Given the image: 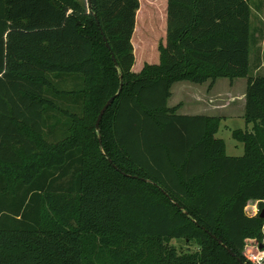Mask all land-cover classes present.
<instances>
[{
	"label": "trees",
	"instance_id": "trees-1",
	"mask_svg": "<svg viewBox=\"0 0 264 264\" xmlns=\"http://www.w3.org/2000/svg\"><path fill=\"white\" fill-rule=\"evenodd\" d=\"M251 2L168 0L160 63L135 73L140 0H0V264H251L264 224ZM220 79H247L242 157L216 137L222 119L168 106L175 83Z\"/></svg>",
	"mask_w": 264,
	"mask_h": 264
},
{
	"label": "rangeland",
	"instance_id": "rangeland-1",
	"mask_svg": "<svg viewBox=\"0 0 264 264\" xmlns=\"http://www.w3.org/2000/svg\"><path fill=\"white\" fill-rule=\"evenodd\" d=\"M87 3V0H78ZM140 11L137 14V23L135 34L133 37V45L136 54L135 73L143 70L145 64H159L161 44L166 45L167 38V0H140ZM252 31L256 37H262L260 45V57L263 59V67L256 69V55L254 52L255 43H251V70L250 77L264 76V0H252ZM260 5V9L257 6ZM258 39V38H257ZM133 71V72H134ZM258 73V74H257ZM216 84V117H226L222 119L219 133L216 135L218 139L223 140L227 146L229 156H241L244 154V146L238 143L232 135L233 131L246 130V123L243 119L238 118L241 114V105L244 98V93L247 88V79H237L230 81L229 79H221ZM181 83H178V85ZM231 84V85H230ZM177 93V91H176ZM231 93V97L227 94ZM179 99V98H178ZM177 97L175 101L177 102ZM173 100V99H172ZM172 100L169 102V107L172 106ZM220 118V119H221ZM229 127V129H227ZM59 136V132L56 133ZM54 140V139H53ZM241 147L239 153L233 152L234 146ZM248 215H257L259 212L258 202H249L246 209ZM264 211L262 212V214ZM262 219V218H261ZM264 220V219H263ZM172 246L175 247L179 253L198 252L200 247L196 244L188 245L185 241H172Z\"/></svg>",
	"mask_w": 264,
	"mask_h": 264
},
{
	"label": "crops",
	"instance_id": "crops-1",
	"mask_svg": "<svg viewBox=\"0 0 264 264\" xmlns=\"http://www.w3.org/2000/svg\"><path fill=\"white\" fill-rule=\"evenodd\" d=\"M261 40H262V37L259 36L258 39L254 41V43H255L254 44L255 45L254 52L256 55L255 68L258 70L263 67V59H262V57H260V52H261L260 47H259L260 45H258L262 42ZM161 45H163V44H161ZM163 46H165V44ZM250 56H251V53H250ZM135 59H137L136 54H135ZM250 60H251V58H250ZM146 65H151V64H145L142 68H144ZM154 65H158V64H154ZM135 66H136V62H135V65L133 67V71L135 70L134 69ZM251 66H252V62H251ZM218 82L219 81H216L214 84H212V82L209 81L203 85H196V84H193V83H190L187 81L178 82V83H181L179 85H178V83H175L172 87V97L170 98V100L173 99L172 100V103H173V101H175L174 100L175 97H177V99L178 98L179 99L177 100V102H174L172 104V106H170V108H174V107L177 108V114L183 115V116H205V117L217 118L216 114H215V112H216L215 90H216V86H217L216 84ZM176 91H177V93H176ZM245 94H246V90H245L244 98H243L242 105H241V114L238 117L240 119H243L244 122H245V107H246ZM227 95L229 97H231V93H228ZM170 100L168 101V106H169ZM218 118H221V117H218ZM225 118L222 117L221 119H225ZM245 128H246V130L252 131V125H250V126L246 125ZM227 129H229V127H227ZM233 132H232V135H233ZM241 149H242L241 147L236 145L233 147L232 151L239 153V151H241ZM226 153L228 155L227 146H226ZM243 155L244 154H242L241 156H231V157H242ZM250 202H252V201H250ZM252 216H255V215H252Z\"/></svg>",
	"mask_w": 264,
	"mask_h": 264
},
{
	"label": "built area",
	"instance_id": "built-area-1",
	"mask_svg": "<svg viewBox=\"0 0 264 264\" xmlns=\"http://www.w3.org/2000/svg\"><path fill=\"white\" fill-rule=\"evenodd\" d=\"M263 242L249 241L246 245L244 255L251 264H264V224L262 227ZM263 246V249L260 247Z\"/></svg>",
	"mask_w": 264,
	"mask_h": 264
},
{
	"label": "water",
	"instance_id": "water-1",
	"mask_svg": "<svg viewBox=\"0 0 264 264\" xmlns=\"http://www.w3.org/2000/svg\"><path fill=\"white\" fill-rule=\"evenodd\" d=\"M91 3H92V0H88V5L89 7H91ZM109 47V46H108ZM112 58H113V61L116 63V58L115 56L112 54ZM121 92V91H120ZM119 94H117L115 97H113L112 99H110L108 101V103L104 106V108L102 109L98 119H97V122H96V129L99 130V126H100V123L103 119V116L105 115L106 111L108 110V108L113 104V102L115 101V98L118 96ZM262 219H264V213L261 214L260 216ZM260 249H263V246L260 247Z\"/></svg>",
	"mask_w": 264,
	"mask_h": 264
}]
</instances>
